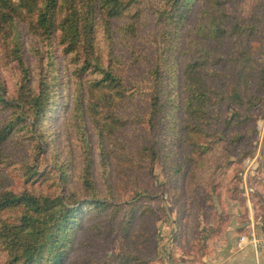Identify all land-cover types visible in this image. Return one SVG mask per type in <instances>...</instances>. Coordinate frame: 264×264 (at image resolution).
<instances>
[{"label": "trees", "instance_id": "trees-1", "mask_svg": "<svg viewBox=\"0 0 264 264\" xmlns=\"http://www.w3.org/2000/svg\"><path fill=\"white\" fill-rule=\"evenodd\" d=\"M193 1L0 0V36L5 41L0 44L5 47L0 59L16 62L20 68L13 93H6L0 82V264L73 262L79 232L85 226L99 227V221L86 225L93 218L108 223L119 218L122 235L143 234L147 215L154 209L146 196L142 203L114 202L117 195L109 178H116L117 172L107 168L111 160H124L134 169L157 162L167 179L184 180L193 189L195 181H200L203 157L227 134L234 146L247 143L244 129L250 126L254 133L253 112L264 86V68L257 71L260 59L248 40L260 32L264 0H246L256 5L254 10L250 8L249 17L234 18L229 25L224 5L232 0H200L206 19L189 29L197 39L182 43ZM18 20L44 42L39 53L36 46L30 47L37 65L34 73L18 39ZM139 36L148 43L144 58L151 63L141 78L132 79L130 68L137 57L134 53L128 57L123 47L134 48L129 42ZM224 41L233 44L226 56L215 52ZM53 46L74 65L66 80L67 87L70 81L74 85L70 101L56 73ZM228 63L232 67L225 69ZM128 104L133 109L127 113ZM228 104L233 107L229 114L224 111ZM76 109L83 124L77 130L84 155L79 189L64 187L58 194L53 186L56 179L67 182L72 150L65 151L69 157H59L60 150L52 147L59 130L52 126L61 124L67 135ZM88 125L97 136L96 155L109 188L105 197L94 184ZM17 134L25 138V150L35 155L18 162V182H13L8 177L14 169L9 149L13 140L22 146ZM244 152L237 153V161L248 154ZM46 158L51 159L55 174L49 169L40 171ZM223 161L233 164L226 157ZM263 173L264 161L260 165L264 178ZM174 205L180 206L178 199ZM209 228L201 249L187 260L192 264L201 262L208 252L207 240L216 239V227ZM152 260L140 251H127L117 264H150Z\"/></svg>", "mask_w": 264, "mask_h": 264}, {"label": "rangeland", "instance_id": "rangeland-1", "mask_svg": "<svg viewBox=\"0 0 264 264\" xmlns=\"http://www.w3.org/2000/svg\"><path fill=\"white\" fill-rule=\"evenodd\" d=\"M224 7L229 16V25L234 18L241 17L245 19L249 17V9L254 10L256 5L252 6L246 0H238V2L232 0ZM202 8L200 0L193 1L191 16L182 31V43H186L187 39H197V36L189 29H193L199 22L206 19L201 11ZM16 24L19 42L22 48L26 49V62L31 66L34 73L37 70V65L32 54L34 51L30 50V47L36 46L37 53H39V49H42L44 42L39 35L27 31V25L24 22L18 20ZM221 24H224V20L221 21ZM259 29V34L248 40V45L255 47L258 59H260L256 65L257 71L261 67L264 68V18H262ZM145 40V37L139 36L129 42L134 48L131 45L127 48L123 47V50L128 53V57L132 53L137 57L136 63L130 68L132 79L141 78L146 66L151 63L149 58H144V55L147 56L145 50L148 49V43ZM4 42L0 36V44ZM229 45L233 44L224 41L222 48L217 49L215 52L226 56L230 51L227 49ZM53 52L56 73L59 75L58 79L63 86L62 91L69 94L68 100L70 101L74 85L70 81L67 87L66 80L68 75L73 73L74 65L70 64L68 56L61 52L59 47L53 46ZM4 54L5 47L0 45V57ZM228 65L229 68L226 65L223 67L230 69L232 64L228 63ZM217 68L222 69L220 66H217ZM231 71L235 72L234 69ZM19 74L20 68L16 62L7 63L0 59V82L6 93H13ZM260 91H262L260 93L262 98L254 109L253 121L251 122L254 133H251L250 126H247L244 129L247 135L245 140L247 143L241 146H234L233 143L228 142L230 136L227 134L210 155L203 157L205 163L198 171L200 181H195L193 189H189L184 180L174 182L167 179L162 166L157 162L142 169H134L128 166V162L126 165L124 160L121 163L117 160H111L107 168L117 172L116 178L113 180L109 178V185L117 195L114 202L142 203V197L146 196V203H149L154 209V213L147 215V230L145 226L143 227L144 233L139 236L134 234L135 231L130 232L129 235H122L119 218L112 220L110 223L106 222L104 218H93L86 225L96 224L99 221V227L96 226L93 229L92 226H85L79 232L77 245L73 252L76 253L73 258L74 261L68 264H117L121 255L127 251L134 253L140 251V253L153 259L150 264H171L173 261H187L194 257L196 249L201 247L202 238L208 232L207 229H210L209 227H216L217 230L215 231L216 236H214L216 239L207 240L206 244L208 246L224 236L229 229L237 235L242 234L246 237L256 238L259 244L264 246V178L260 174V165L264 161V86ZM260 104L262 106L258 109ZM125 108L124 110L128 113L133 109V105L128 104ZM232 109V105L228 104L225 106L224 111L229 114ZM27 121L28 123L31 122L30 119H27ZM81 125L83 124L76 109L69 121L68 126L70 129L67 135L64 133L63 127L61 128V124L55 123L52 126L59 130L52 143V147L56 146V149L60 150L59 157L61 159L69 157L65 154V151L68 147L72 150L67 182L63 184L56 179V184L53 186V190L58 194L61 193L64 187L71 186L76 190L79 189V173L83 168L84 156L80 147V137L77 134V130ZM88 126L89 129L87 127L86 129L89 132L90 143L93 147L94 184L101 196L105 197L109 188L103 179V165L96 155L97 136L91 126ZM131 129H128L130 138H132ZM15 137L20 140L22 146L17 147L13 144L15 140L12 141L9 153L12 161H14V169L8 173V177L13 178V182H18L16 176L20 166L18 162L33 157L35 154L29 149L25 150V138L21 134H17ZM242 151H246L244 153L248 152V154L241 161H237V153ZM225 157L228 162L231 161L233 164L227 165L226 161H223ZM50 160V158H46V161L42 162L40 171L49 169L52 170V173H56V170L50 165ZM218 165H224L226 168L221 166L215 169ZM6 181H8V178ZM197 183L199 185L196 186ZM136 192L140 194H135ZM179 193L181 194L178 195ZM79 195L81 196V194ZM177 199L180 206L174 205V200ZM179 214H181L180 222L177 221ZM179 226L180 229H178ZM202 228L205 229L201 231ZM176 231L179 232L178 237L175 235ZM145 233L148 235L147 238H145ZM200 249H198L199 253L202 251Z\"/></svg>", "mask_w": 264, "mask_h": 264}, {"label": "crops", "instance_id": "crops-1", "mask_svg": "<svg viewBox=\"0 0 264 264\" xmlns=\"http://www.w3.org/2000/svg\"><path fill=\"white\" fill-rule=\"evenodd\" d=\"M241 235L229 229L224 236L210 244L208 252L201 257V262L195 264H264V246L256 238ZM240 237H244L243 241H240ZM171 264L192 263L173 261Z\"/></svg>", "mask_w": 264, "mask_h": 264}, {"label": "built area", "instance_id": "built-area-1", "mask_svg": "<svg viewBox=\"0 0 264 264\" xmlns=\"http://www.w3.org/2000/svg\"><path fill=\"white\" fill-rule=\"evenodd\" d=\"M244 237H240V241H243Z\"/></svg>", "mask_w": 264, "mask_h": 264}]
</instances>
